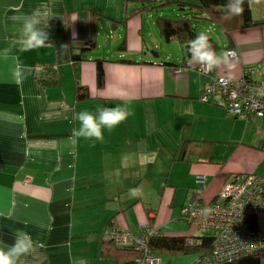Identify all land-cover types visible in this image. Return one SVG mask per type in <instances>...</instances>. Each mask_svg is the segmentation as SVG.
<instances>
[{
    "label": "crops",
    "instance_id": "obj_1",
    "mask_svg": "<svg viewBox=\"0 0 264 264\" xmlns=\"http://www.w3.org/2000/svg\"><path fill=\"white\" fill-rule=\"evenodd\" d=\"M137 4L0 0V247L14 242L17 229L43 244L22 264H116L97 256L112 225L134 234L150 225L161 235L198 236L204 229L198 220L181 215L198 175L205 177L203 204H210L235 174L264 175V116L233 118L220 97L199 99L212 76L240 78L255 64L261 70L254 78L264 74V26L230 38L224 34L225 41L215 42L210 34L217 54L236 51L231 67L202 73L196 65L176 73L164 62L180 61L181 48L172 60L153 30V15H135L113 27L99 23L96 49L73 67L71 52L84 46L86 10L120 21ZM250 6L255 19L264 18V0H250ZM37 10L51 17L49 44L21 52L17 39L23 18ZM73 15L79 19L66 25ZM205 27L206 33L214 31V25ZM158 50L162 60L155 59L162 56ZM106 51L114 57L106 58ZM97 59L103 60L102 88L96 84ZM17 63L26 71L22 83L13 75ZM44 65L61 68L59 86L38 85L35 71ZM74 75L89 89L88 100L75 101ZM101 105L127 106L132 114L112 131L105 129L103 141L73 142L74 114H95ZM195 257H163L162 264H189Z\"/></svg>",
    "mask_w": 264,
    "mask_h": 264
},
{
    "label": "trees",
    "instance_id": "obj_2",
    "mask_svg": "<svg viewBox=\"0 0 264 264\" xmlns=\"http://www.w3.org/2000/svg\"><path fill=\"white\" fill-rule=\"evenodd\" d=\"M227 2L228 0H193L192 2H185L181 0H138L137 5L127 8V14L120 21L109 19L106 16L92 10H86L85 13L87 28L85 37L83 38L84 46L80 53L71 52V64L73 65V67H75L79 62L87 58L88 53L96 49L97 28L99 23L108 22V24L113 27L118 23H126V21L132 16L152 14L154 17L155 26L161 39L165 43L177 42L181 48L182 56L180 61L173 62L170 60L164 62L165 64H169L170 66H172L173 72H176V70H178V72L176 73H180L189 68V64L187 63L189 58V42L201 32L205 33L209 37V40H211L210 34L202 30L205 26L214 25L224 34L228 35L229 38L233 32H244L250 28L264 26V18L255 19L253 17L250 0H244V11L241 16H233L231 19H224V16L227 14V9L225 7ZM169 7H174L176 10H178L179 13L176 17H168L163 13ZM45 30L47 32L49 31V29L47 28ZM118 60L130 62L129 59ZM102 61L103 60L101 59L96 60V84L98 88H102L105 85ZM260 70L261 68L251 71L249 79L253 81H259L260 79H262L264 77V74H262V76L257 79L253 76L257 71ZM34 76L36 82L41 87L53 88L61 84L62 70L57 66L44 65L43 67L36 69ZM74 82L75 101L83 102L88 100L90 94L87 86L81 85L76 75H74ZM202 96V90H200V97L203 99ZM215 96L220 97L219 95H211L203 100L208 101ZM222 105L225 108L223 101ZM227 114L233 118L242 114L256 115L253 113L245 112L235 115H231L227 112ZM246 175L248 174H235L233 176L231 175L232 178L225 183L237 181L241 176ZM228 177L230 176L227 175V178ZM197 185L198 186L193 190L190 199L196 194V192L200 191V196L198 198L199 206H211L218 201L216 195L215 199L210 204H203V192L201 193L202 187L198 182ZM204 188L205 182L203 190ZM190 199L187 201V203L190 201ZM181 215L190 221L198 220L196 217H186L182 212ZM260 219L261 218L257 219V217L244 218L242 220V223L245 224L248 229H263L260 226ZM147 226L151 227L150 225ZM112 227H114V225L109 227V229ZM202 230V233L195 237L161 235L156 233L148 237L147 245L151 252L160 257L161 262L163 256L178 257L186 255L196 256L192 260V262H194L197 259L208 258L211 255L213 251L214 241L217 237V231L214 229L204 228ZM141 255V250L137 249L134 245L118 244L112 238L108 237V235L107 238L102 242V245L100 246V249L97 253V256L100 258L114 259L116 264H135L137 262V259L140 258ZM192 262L190 264H192ZM222 264H264V253L240 257L229 262H224Z\"/></svg>",
    "mask_w": 264,
    "mask_h": 264
},
{
    "label": "built area",
    "instance_id": "obj_3",
    "mask_svg": "<svg viewBox=\"0 0 264 264\" xmlns=\"http://www.w3.org/2000/svg\"><path fill=\"white\" fill-rule=\"evenodd\" d=\"M227 51L234 53V49ZM260 64L243 69L240 78L225 76L210 77L202 85V97L219 95L225 109L231 115L253 113L264 115V77L259 81L249 79L250 72L259 69ZM198 71H204L199 65ZM178 72V70H176ZM203 192L205 177L197 176ZM200 191L190 199L181 209L186 217H196L204 228L217 231L213 251L208 258L197 259L192 264H218L229 262L240 257L264 253V229H248L242 223L244 218L264 216V175L248 174L237 181L223 184L217 193V202L211 206H199ZM210 207L213 213L207 218L200 214V210ZM106 234L118 244H131L141 250L142 255L135 264H162L161 259L151 252L147 240L156 230L146 226L140 233L134 234L125 226H114Z\"/></svg>",
    "mask_w": 264,
    "mask_h": 264
},
{
    "label": "clouds",
    "instance_id": "obj_4",
    "mask_svg": "<svg viewBox=\"0 0 264 264\" xmlns=\"http://www.w3.org/2000/svg\"><path fill=\"white\" fill-rule=\"evenodd\" d=\"M244 0H228L225 5L227 14L224 19H231L233 16H241L243 14ZM48 13L37 10L31 15L23 18V23L19 31L17 44L21 52L30 51L46 47L49 43V33L45 30L49 27ZM79 18L75 15L69 18L66 25L76 22ZM189 66L199 65L204 71L210 72L221 65L232 66L231 60L235 55L229 51H223L217 54L211 44L209 37L201 32L189 42ZM13 75L17 83H22L26 78V71L19 63L14 67ZM131 111L127 106L121 107H105L97 106L95 114L89 111H80L74 114L73 119L78 123V127L72 130V140L75 142L79 138L86 140L103 141L104 130L109 132L124 122ZM130 193L135 196L138 194L137 189H130ZM213 213V209L205 207L200 210V214L207 218ZM14 242L11 245L0 247V264H22V258L30 254L36 247H43V244L34 241L32 236L17 229L13 234Z\"/></svg>",
    "mask_w": 264,
    "mask_h": 264
},
{
    "label": "rangeland",
    "instance_id": "obj_5",
    "mask_svg": "<svg viewBox=\"0 0 264 264\" xmlns=\"http://www.w3.org/2000/svg\"><path fill=\"white\" fill-rule=\"evenodd\" d=\"M254 8H255V6H254ZM173 10V11H172ZM166 16H168V17H176L177 16V14L179 13L178 12V10H174V9H172V8H167L164 12H163ZM162 13V14H163ZM152 27H155V26H153L152 25ZM155 29V30H154ZM153 30L154 31H156V27L155 28H153ZM202 30H204V32H205V30H206V27H204ZM209 34H211V36H212V38L215 40V42H218V38L220 37L221 39H222V41H225V36H224V33L223 32H221L216 26H214V31H209L208 32ZM163 43V47H164V49L166 50V52H171L170 53V55H171V59L172 60H174V59H178V57L180 56L179 54H178V52L180 51V46H179V44L177 43V42H173L171 45L172 46H170V44L168 43V44H166L164 41L162 42ZM171 47V48H170ZM156 53L157 52H160V54L162 53V56L160 55V56H158V57H155V59L156 60H162L164 57V53H163V51H160V50H158V51H155ZM105 53H107V55L105 56L106 58H112V57H114V55H109L108 53V51H106ZM156 53H152V55L153 56H155V54ZM99 55H103L102 54V52L100 51L99 53H98ZM216 97V96H215ZM214 98V97H213ZM199 99L200 100H202V101H205V100H203L200 96H199ZM212 99V98H211ZM211 99H209L208 101H210ZM207 101V102H208ZM163 102H165V101H163ZM167 105V103L165 104V106ZM228 115V114H227ZM215 130V128L214 127H212L211 128V131H214ZM260 226L262 227V228H264V219L262 218V219H260ZM164 257V256H163ZM162 257V258H163ZM165 257H169V256H165ZM191 263V262H190ZM189 263V264H190Z\"/></svg>",
    "mask_w": 264,
    "mask_h": 264
},
{
    "label": "bare ground",
    "instance_id": "obj_6",
    "mask_svg": "<svg viewBox=\"0 0 264 264\" xmlns=\"http://www.w3.org/2000/svg\"><path fill=\"white\" fill-rule=\"evenodd\" d=\"M193 263V262H192ZM218 264H222V262L218 263Z\"/></svg>",
    "mask_w": 264,
    "mask_h": 264
},
{
    "label": "water",
    "instance_id": "obj_7",
    "mask_svg": "<svg viewBox=\"0 0 264 264\" xmlns=\"http://www.w3.org/2000/svg\"><path fill=\"white\" fill-rule=\"evenodd\" d=\"M157 55V54H156Z\"/></svg>",
    "mask_w": 264,
    "mask_h": 264
}]
</instances>
